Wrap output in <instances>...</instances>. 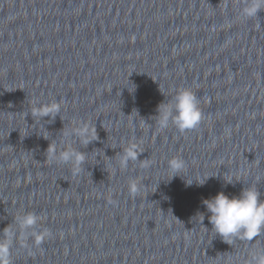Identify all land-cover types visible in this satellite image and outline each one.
I'll list each match as a JSON object with an SVG mask.
<instances>
[{
    "label": "water",
    "instance_id": "95a60500",
    "mask_svg": "<svg viewBox=\"0 0 264 264\" xmlns=\"http://www.w3.org/2000/svg\"><path fill=\"white\" fill-rule=\"evenodd\" d=\"M251 2L0 0V264H249L264 249V236L214 237L202 203L257 180L264 199V7L246 17ZM185 88L200 125L160 129L158 106ZM49 145L85 160H49Z\"/></svg>",
    "mask_w": 264,
    "mask_h": 264
},
{
    "label": "clouds",
    "instance_id": "9594fccd",
    "mask_svg": "<svg viewBox=\"0 0 264 264\" xmlns=\"http://www.w3.org/2000/svg\"><path fill=\"white\" fill-rule=\"evenodd\" d=\"M264 7V0H252L249 6L243 9L246 17H256L260 9ZM157 123L160 129H166L169 125L175 127L178 132H187L196 129L202 120V111L196 94L191 89H180L171 100L161 103L157 109ZM86 142V141H85ZM48 159L59 161L63 164H72L78 168L85 160L82 153L73 150L62 151L59 154L54 150V146L47 149ZM136 158L134 149L129 148L121 154L118 162L120 168H126L129 160ZM185 167L182 160L173 158L168 163L169 170L173 177L180 176L178 173ZM211 177H201L196 181L199 186H203L207 179ZM225 180V179H224ZM233 180H225L226 184H233ZM193 181L186 180L187 185ZM257 180L242 188L238 196L231 198L223 191L216 196L203 200L209 223L212 225L211 232L214 237L219 236L225 243L229 244L238 239L248 242L256 241L260 236H264V199H261V192L257 185ZM133 190H135L133 188ZM203 217L204 214L198 213ZM37 222L34 214H25L17 218L16 223L23 229H30ZM249 264H264V249L254 251Z\"/></svg>",
    "mask_w": 264,
    "mask_h": 264
}]
</instances>
